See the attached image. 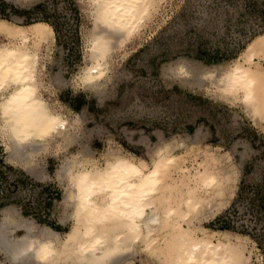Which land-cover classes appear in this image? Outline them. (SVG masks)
I'll return each mask as SVG.
<instances>
[{"label": "rangeland", "instance_id": "1", "mask_svg": "<svg viewBox=\"0 0 264 264\" xmlns=\"http://www.w3.org/2000/svg\"><path fill=\"white\" fill-rule=\"evenodd\" d=\"M5 2L8 20L27 24L46 16L55 25L50 48L43 50L40 92L68 120L65 136L38 150H10L0 130V225L11 224V237L29 229L40 237L45 231L60 240L69 235L74 223L66 196L74 161L103 166L119 154L152 165L163 147L181 154L182 166L189 167L213 151L229 173L225 203L198 224L222 232L210 225L230 208L241 180L245 188L233 205L237 224H254L253 187L264 184V108L223 95L213 81L238 60L264 73V0H156L139 31H110L105 75L94 83L80 78L93 63L92 39L102 28L95 26L91 0ZM199 46L213 60L199 57ZM77 99L85 102L78 110ZM229 234L225 239L233 242L244 236ZM245 237L248 264H264V241ZM163 243L160 252H134L123 264H165ZM0 264L23 263L0 247Z\"/></svg>", "mask_w": 264, "mask_h": 264}, {"label": "bare ground", "instance_id": "2", "mask_svg": "<svg viewBox=\"0 0 264 264\" xmlns=\"http://www.w3.org/2000/svg\"><path fill=\"white\" fill-rule=\"evenodd\" d=\"M91 1L95 26L102 31L95 32V57L80 78L94 83L105 75L102 58L112 50L110 31L113 36L115 31L129 35L139 31L156 0ZM0 37L4 38L0 41V130L5 144L22 152L65 136L68 120L40 92L41 60L54 37L52 25L0 18ZM249 65L236 61L213 84L223 95L241 96L260 110L264 108V73ZM204 154L191 167L182 166L181 154L167 147L157 153L152 165L119 154L103 166L74 161L66 196L74 223L69 235L60 240L50 231L40 237L29 229L25 236L14 238L9 234L10 223L4 221L0 247L14 263L123 264L134 252H160L164 242L165 264H248L252 255L243 241L247 237L233 242L224 236L230 231L217 233L197 222L225 203L230 179L219 168L215 152L205 150Z\"/></svg>", "mask_w": 264, "mask_h": 264}, {"label": "trees", "instance_id": "3", "mask_svg": "<svg viewBox=\"0 0 264 264\" xmlns=\"http://www.w3.org/2000/svg\"><path fill=\"white\" fill-rule=\"evenodd\" d=\"M8 4L5 2V0H0V18H9V12L7 11ZM46 21L52 27L55 28V25L48 19L46 16H42L38 18L35 21ZM34 22V21H32ZM31 23V22H29ZM56 29V28H55ZM199 52V57H206L208 61H211L210 57L208 58L210 53L207 52L206 47H198ZM78 102H80L79 107H75L77 110L85 103L84 101H80V99H77ZM245 188L244 186V181L241 180L239 184V188L237 191V194L234 198V200L231 203L230 208L226 209L225 211L221 212L218 214L215 218V222H217V225H210V227L218 230H226V231H235L238 232L244 236H249L252 239H255L259 245H262V241H264V222L261 223L258 220L257 214H260V220H262V217H264V184L259 183L256 186L253 187V192H254V198L251 201V211L253 215L255 216L254 218V224L248 226L245 223H238V219L240 216H238L237 210L234 208V203L236 200H238L242 196L243 189ZM264 220V218H263Z\"/></svg>", "mask_w": 264, "mask_h": 264}]
</instances>
